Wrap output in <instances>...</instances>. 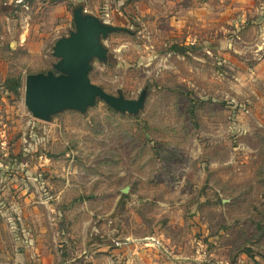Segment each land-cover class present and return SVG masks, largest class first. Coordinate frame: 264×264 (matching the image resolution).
Returning a JSON list of instances; mask_svg holds the SVG:
<instances>
[{"label":"rangeland","instance_id":"obj_1","mask_svg":"<svg viewBox=\"0 0 264 264\" xmlns=\"http://www.w3.org/2000/svg\"><path fill=\"white\" fill-rule=\"evenodd\" d=\"M78 5L130 30L90 77L147 89L139 115L26 106ZM0 197L45 214L52 264H83L85 247L125 248L118 264H264V0H0Z\"/></svg>","mask_w":264,"mask_h":264},{"label":"water","instance_id":"obj_2","mask_svg":"<svg viewBox=\"0 0 264 264\" xmlns=\"http://www.w3.org/2000/svg\"><path fill=\"white\" fill-rule=\"evenodd\" d=\"M73 18L75 29L59 38L53 47L57 58L53 69L26 76L25 103L29 111L37 119L51 121L67 110L85 114L103 100L117 112L139 115L147 101V89L136 99L127 98L122 93L107 92L90 77L96 60L108 62L109 49L104 41L109 35L130 30L88 13L83 5L74 7ZM123 192L128 193L129 187Z\"/></svg>","mask_w":264,"mask_h":264},{"label":"crops","instance_id":"obj_3","mask_svg":"<svg viewBox=\"0 0 264 264\" xmlns=\"http://www.w3.org/2000/svg\"><path fill=\"white\" fill-rule=\"evenodd\" d=\"M24 199L27 204L31 201L30 195ZM6 202L9 201L0 197V264H52L53 249L47 243L51 223L46 221L45 214L37 213L36 208L29 205L11 209ZM62 251L59 247L54 250L57 253ZM65 251L77 253L79 258V244L70 245ZM102 251L105 250L83 248L82 253L86 258L83 264H100L101 261L107 262L106 264H118L119 256L122 259L130 257L125 248H113L109 251L110 255L105 252L102 256L97 255V252ZM116 255L118 258L115 259ZM76 264H79V260Z\"/></svg>","mask_w":264,"mask_h":264},{"label":"trees","instance_id":"obj_4","mask_svg":"<svg viewBox=\"0 0 264 264\" xmlns=\"http://www.w3.org/2000/svg\"><path fill=\"white\" fill-rule=\"evenodd\" d=\"M12 82V87L14 90H16L17 92H19L21 86H22V80L20 77H18L16 80H11Z\"/></svg>","mask_w":264,"mask_h":264}]
</instances>
